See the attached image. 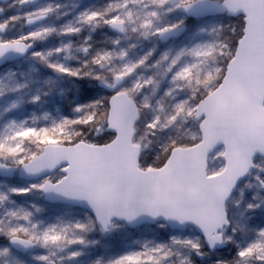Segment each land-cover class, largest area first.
<instances>
[{
    "label": "snow or ice",
    "instance_id": "obj_1",
    "mask_svg": "<svg viewBox=\"0 0 264 264\" xmlns=\"http://www.w3.org/2000/svg\"><path fill=\"white\" fill-rule=\"evenodd\" d=\"M0 264H264V0H0Z\"/></svg>",
    "mask_w": 264,
    "mask_h": 264
},
{
    "label": "rangeland",
    "instance_id": "obj_2",
    "mask_svg": "<svg viewBox=\"0 0 264 264\" xmlns=\"http://www.w3.org/2000/svg\"><path fill=\"white\" fill-rule=\"evenodd\" d=\"M65 2L71 3L72 0H65ZM8 14H10V13H5V15H8ZM45 107H46L47 109H49V110H53L54 105H53L52 103H49V104L46 105Z\"/></svg>",
    "mask_w": 264,
    "mask_h": 264
}]
</instances>
